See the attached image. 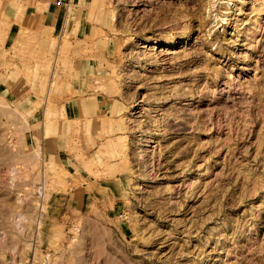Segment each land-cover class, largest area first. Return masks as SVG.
<instances>
[{"label": "rangeland", "instance_id": "rangeland-1", "mask_svg": "<svg viewBox=\"0 0 264 264\" xmlns=\"http://www.w3.org/2000/svg\"><path fill=\"white\" fill-rule=\"evenodd\" d=\"M222 1L0 4V264H264V0Z\"/></svg>", "mask_w": 264, "mask_h": 264}, {"label": "crops", "instance_id": "crops-1", "mask_svg": "<svg viewBox=\"0 0 264 264\" xmlns=\"http://www.w3.org/2000/svg\"><path fill=\"white\" fill-rule=\"evenodd\" d=\"M26 8L22 17L26 24H53L59 22L60 19V6L61 0H44L45 6L43 10H37V0H20ZM66 1V0H64ZM0 4L4 8H11L9 0H0ZM29 22V23H28Z\"/></svg>", "mask_w": 264, "mask_h": 264}, {"label": "bare ground", "instance_id": "bare-ground-1", "mask_svg": "<svg viewBox=\"0 0 264 264\" xmlns=\"http://www.w3.org/2000/svg\"><path fill=\"white\" fill-rule=\"evenodd\" d=\"M221 3H223L224 5H227V4H229V0H225L224 2L222 1ZM224 15H225V13H223V15H222L221 18L225 20V19H227V18H226ZM225 21H226V20H225ZM225 21H224V22H225Z\"/></svg>", "mask_w": 264, "mask_h": 264}]
</instances>
